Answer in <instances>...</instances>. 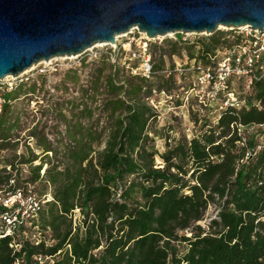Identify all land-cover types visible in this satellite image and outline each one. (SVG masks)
I'll return each instance as SVG.
<instances>
[{"label":"trees","instance_id":"obj_1","mask_svg":"<svg viewBox=\"0 0 264 264\" xmlns=\"http://www.w3.org/2000/svg\"><path fill=\"white\" fill-rule=\"evenodd\" d=\"M223 43L208 38L198 62L211 67L207 57ZM123 72L115 67L104 78L111 94L101 109L105 139L68 137L75 146L44 170L53 201L38 213L39 242L16 237L15 250L12 238H0V264H35L37 257L51 264H264V135L256 143L238 133L264 127V80L251 83L245 108L221 111L213 126L204 124L206 130L168 147L158 156L159 168L147 146L154 114L140 99L147 80L121 83ZM7 115L8 106L0 126ZM33 173L27 183L39 180V167ZM212 204L217 215L208 232L197 227L193 233ZM75 211L81 219L73 226Z\"/></svg>","mask_w":264,"mask_h":264},{"label":"rangeland","instance_id":"obj_2","mask_svg":"<svg viewBox=\"0 0 264 264\" xmlns=\"http://www.w3.org/2000/svg\"><path fill=\"white\" fill-rule=\"evenodd\" d=\"M232 30L219 29L213 35L171 34L156 39L135 33L119 38L114 46L95 45L81 55L54 58L50 64L49 60L44 62L48 64L36 66L32 71L26 70L16 78L9 77L7 81L14 80L15 87L5 123L0 126V134L4 131L5 135L0 139L3 147L0 148V202L11 198L9 190L18 187L19 191L15 194L20 192L21 200L15 204L13 211L17 208L19 212L29 211L28 206L33 200L40 203L39 212L46 210V204L53 201V188L43 177L44 170L55 166L60 154L75 146L69 136H75L77 140L82 137L84 143L94 135L105 139L107 117L101 109L111 94L104 87V78L117 67L124 71L121 83L131 79L133 84H138L141 78L134 76L130 70L138 67L141 47H146L155 71L152 78L146 79V94L142 93L140 99L154 114L146 129L149 139L147 146L157 153L154 162L160 168L158 156L168 147L181 140L188 141L193 135L206 130L204 124H215V108L205 109L201 104L207 98L206 91L200 90L192 76H181L179 66L184 63L191 65L193 60L197 63L201 44L211 36L221 39L224 42L221 45L234 43L236 35ZM220 57V54H216L214 63ZM247 84V80H235L230 88L239 99L248 100L251 89L247 90ZM238 133L261 143L264 128H241ZM44 146L52 153L44 154ZM45 155L48 159H44ZM31 160L34 162L28 164ZM38 167L39 180L33 184L27 183L26 180L34 178L33 172ZM38 215L27 221L24 226L26 232L34 229ZM216 215L217 206L209 205L191 231L195 233L199 227L207 233L206 228ZM80 219L78 211H75L72 215L73 226ZM51 235L47 230L45 236L49 241ZM184 235L189 237L190 231ZM50 244L53 242L50 241Z\"/></svg>","mask_w":264,"mask_h":264},{"label":"water","instance_id":"obj_3","mask_svg":"<svg viewBox=\"0 0 264 264\" xmlns=\"http://www.w3.org/2000/svg\"><path fill=\"white\" fill-rule=\"evenodd\" d=\"M219 27L263 31L264 0H0V80L132 29L156 39Z\"/></svg>","mask_w":264,"mask_h":264},{"label":"built area","instance_id":"obj_4","mask_svg":"<svg viewBox=\"0 0 264 264\" xmlns=\"http://www.w3.org/2000/svg\"><path fill=\"white\" fill-rule=\"evenodd\" d=\"M231 32L236 35L234 38L235 42L229 46L216 49L212 55L207 57L211 67H203L200 61L196 63L195 60H193L191 65L184 63L183 66H179L181 76H192V78H195L196 85L200 90L206 91L207 98L201 104L205 109H209V107L215 108V119L219 118V113L223 110L234 109L238 111L247 106V99H239L233 89L230 88L231 82L241 79L247 80V90H250L251 83L264 80V29L259 32L248 29V27H242L233 29ZM135 33L140 34L137 29H132L123 36H133ZM141 51L142 53L138 55L137 60L138 67L134 71L131 69L130 73L142 79L152 78L155 71L148 58L146 47H141ZM216 54H220L221 57L214 63ZM7 80H0V114L12 102L11 96L15 87L13 84L14 80L12 79V82ZM20 200L21 194L17 192L8 200L0 202V206L7 211L6 213H0V238H12L13 242L10 247L15 250H18V245L15 244L16 240L14 239L16 237L32 240L35 243L39 242L38 229L36 227H33L32 233L20 231L29 219L32 220L38 215L40 203L36 200L30 202L29 211L27 212H19L18 208L13 211L15 204H19ZM261 222L264 224V217ZM34 262L35 264L52 263L50 259L41 257L35 258ZM14 264H20V261H16Z\"/></svg>","mask_w":264,"mask_h":264},{"label":"bare ground","instance_id":"obj_5","mask_svg":"<svg viewBox=\"0 0 264 264\" xmlns=\"http://www.w3.org/2000/svg\"><path fill=\"white\" fill-rule=\"evenodd\" d=\"M219 29H223V28H222V27H219ZM141 35H144V34H141ZM170 35H171V34H169V35H167V36H170ZM122 37H124V36H123V35H122V36H117V37L115 38V42H117V40H118L119 38H122ZM159 38H161V37H159ZM114 44H115V43H114ZM101 46H104V44L96 45V47H101ZM51 61H52V60L49 61V64L51 63ZM41 64H48V63L41 62V63H39V64H37V65L32 66V67L29 69V71L34 70L36 66H39V65H41ZM8 78H9V77H6L5 80H7Z\"/></svg>","mask_w":264,"mask_h":264}]
</instances>
